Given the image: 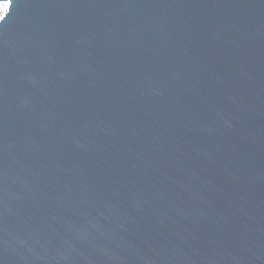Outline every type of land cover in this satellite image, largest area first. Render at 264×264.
<instances>
[{"label": "water", "instance_id": "obj_1", "mask_svg": "<svg viewBox=\"0 0 264 264\" xmlns=\"http://www.w3.org/2000/svg\"><path fill=\"white\" fill-rule=\"evenodd\" d=\"M0 5V264H264V0Z\"/></svg>", "mask_w": 264, "mask_h": 264}, {"label": "snow or ice", "instance_id": "obj_2", "mask_svg": "<svg viewBox=\"0 0 264 264\" xmlns=\"http://www.w3.org/2000/svg\"><path fill=\"white\" fill-rule=\"evenodd\" d=\"M9 7V4L8 3H6L5 4V8L7 9ZM5 18V16H0V20H3Z\"/></svg>", "mask_w": 264, "mask_h": 264}, {"label": "rangeland", "instance_id": "obj_3", "mask_svg": "<svg viewBox=\"0 0 264 264\" xmlns=\"http://www.w3.org/2000/svg\"><path fill=\"white\" fill-rule=\"evenodd\" d=\"M4 13V8L3 6L0 5V16Z\"/></svg>", "mask_w": 264, "mask_h": 264}]
</instances>
